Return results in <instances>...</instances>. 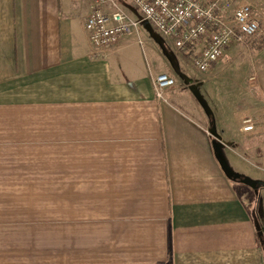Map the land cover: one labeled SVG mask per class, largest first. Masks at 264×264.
<instances>
[{
    "label": "crops",
    "instance_id": "1",
    "mask_svg": "<svg viewBox=\"0 0 264 264\" xmlns=\"http://www.w3.org/2000/svg\"><path fill=\"white\" fill-rule=\"evenodd\" d=\"M92 8L0 0V264H264L251 199L264 186V53L255 92L218 128L185 91L197 83L148 64L142 22L96 54ZM162 73L177 85L159 98Z\"/></svg>",
    "mask_w": 264,
    "mask_h": 264
},
{
    "label": "built area",
    "instance_id": "2",
    "mask_svg": "<svg viewBox=\"0 0 264 264\" xmlns=\"http://www.w3.org/2000/svg\"><path fill=\"white\" fill-rule=\"evenodd\" d=\"M89 1L93 8L84 28L96 54L105 53L138 29L140 22H147L176 52L189 54L194 68L205 74L228 49H249L263 32L253 6L246 2L235 4L236 0H129L141 21L134 20L119 0ZM153 84L157 96L163 98L177 81L162 73ZM254 128L252 118L244 120V132Z\"/></svg>",
    "mask_w": 264,
    "mask_h": 264
},
{
    "label": "rangeland",
    "instance_id": "3",
    "mask_svg": "<svg viewBox=\"0 0 264 264\" xmlns=\"http://www.w3.org/2000/svg\"><path fill=\"white\" fill-rule=\"evenodd\" d=\"M120 2L128 3L129 0H119ZM251 3L255 11L261 15V25L264 26V5L259 3ZM129 6V5H128ZM130 8V7H129ZM141 18V17H140ZM140 37H135V41L141 40L142 45L135 44L141 51L143 50L147 55V62L149 65L155 63L158 68L174 66L175 70L180 68L190 82L194 81L198 84V88L185 89V91H193L196 100L203 102L201 108L205 113H211L213 120L215 116L220 121L227 119L226 116L231 111V107H239V105H247L249 95L253 94V68L255 59L261 57L264 52L255 50V45H261L264 42V36L260 37L252 43L249 49L244 47L233 48L226 51L224 56L216 64L209 73L198 72L191 62V56L184 52H176L170 45L168 40L156 30H154L147 22H142L139 27ZM183 59V60H182ZM171 63V64H170ZM176 79V78H175ZM179 80V79H178ZM204 80V81H203ZM258 102L257 96L255 97ZM197 101L198 103H200ZM238 109H235V113ZM245 114L248 111L244 110ZM258 113V111H256ZM228 117V116H227ZM248 118V117H247ZM245 118V119H247ZM239 179V178H237ZM256 191L253 189L251 199L254 200V207L259 215L258 221L264 227V186L258 185ZM254 187L250 185V189ZM248 188V189H249ZM262 190V191H261ZM261 191V192H260ZM260 192V193H259ZM264 238V236H263Z\"/></svg>",
    "mask_w": 264,
    "mask_h": 264
},
{
    "label": "water",
    "instance_id": "4",
    "mask_svg": "<svg viewBox=\"0 0 264 264\" xmlns=\"http://www.w3.org/2000/svg\"><path fill=\"white\" fill-rule=\"evenodd\" d=\"M148 25H149V24H148ZM195 88H198V85H195V86L192 85V86L190 87V89H192V90L195 89ZM198 101H199V100H198ZM199 102H200V101H199ZM200 104L203 105V102L201 101ZM207 114L211 116V113L208 112ZM211 117H212V116H211ZM236 179H237V178H236Z\"/></svg>",
    "mask_w": 264,
    "mask_h": 264
},
{
    "label": "trees",
    "instance_id": "5",
    "mask_svg": "<svg viewBox=\"0 0 264 264\" xmlns=\"http://www.w3.org/2000/svg\"><path fill=\"white\" fill-rule=\"evenodd\" d=\"M257 47L261 48V47H262V44H261V45H259V46L257 45Z\"/></svg>",
    "mask_w": 264,
    "mask_h": 264
}]
</instances>
